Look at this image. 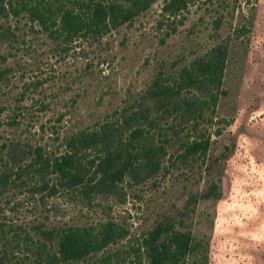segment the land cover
Returning <instances> with one entry per match:
<instances>
[{"label":"rangeland","instance_id":"1","mask_svg":"<svg viewBox=\"0 0 264 264\" xmlns=\"http://www.w3.org/2000/svg\"><path fill=\"white\" fill-rule=\"evenodd\" d=\"M169 1L96 40L55 38L25 14L0 18L1 167L12 161L8 147L59 157L76 134L151 107L144 96L156 77L175 87L193 60L229 47L224 93L200 126L211 139L205 157L182 162L170 150L155 175L91 203L16 180L0 194V264H31L37 228L103 222L127 236L87 263L145 264L143 239L168 218L203 244L189 264L206 253L207 264H264V0H189L175 15L163 9Z\"/></svg>","mask_w":264,"mask_h":264},{"label":"trees","instance_id":"2","mask_svg":"<svg viewBox=\"0 0 264 264\" xmlns=\"http://www.w3.org/2000/svg\"><path fill=\"white\" fill-rule=\"evenodd\" d=\"M156 1L66 0L64 6L59 0H0V18L8 12L25 14L55 38L86 36L96 40L131 23ZM188 2L170 0L163 9L175 15ZM228 53L227 45L212 47L178 72L175 87L163 76L156 77L144 96L151 107L76 134L67 143L69 150L59 157L46 156L40 147L21 152L15 146L8 147L12 161L0 166V194L20 180V187L33 186L31 192L47 191L46 196L52 197L60 191H77L91 203L94 196L115 192L128 178L155 175L170 150L172 158L182 162L205 157L211 139L200 126L216 112L219 96L224 93L221 87ZM88 153L94 157L87 159ZM176 226L182 227L181 221L176 224L168 218L148 232L142 242L145 264L195 262L202 242ZM127 232L114 222L37 228L31 264H94L87 262L123 240ZM205 255L202 264L208 263ZM137 264H142L141 257Z\"/></svg>","mask_w":264,"mask_h":264}]
</instances>
